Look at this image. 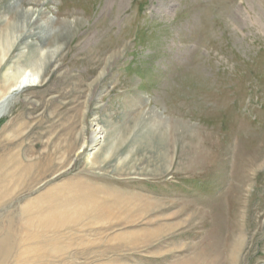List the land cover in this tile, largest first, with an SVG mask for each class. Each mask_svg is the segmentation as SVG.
I'll return each mask as SVG.
<instances>
[{
  "label": "rangeland",
  "instance_id": "1",
  "mask_svg": "<svg viewBox=\"0 0 264 264\" xmlns=\"http://www.w3.org/2000/svg\"><path fill=\"white\" fill-rule=\"evenodd\" d=\"M23 77L0 264H264V0H0Z\"/></svg>",
  "mask_w": 264,
  "mask_h": 264
},
{
  "label": "bare ground",
  "instance_id": "2",
  "mask_svg": "<svg viewBox=\"0 0 264 264\" xmlns=\"http://www.w3.org/2000/svg\"><path fill=\"white\" fill-rule=\"evenodd\" d=\"M35 82H36V80L34 78L30 79V78L23 77L16 84H14V86L10 88L9 92L7 94L3 95V97L0 99V117L7 113L9 106L12 104L13 101L16 100L17 93L20 90H22V88L25 86H31V85L35 86L34 85ZM97 137L98 136H96L95 134H92L90 136L89 143H91V145H92L96 141ZM10 169H13V168H10ZM5 171L6 170H4V172ZM4 172H3V175H5V178H6L5 181L6 182H2L0 180V186H7L8 180H10L12 178V173L11 174H8V173L4 174ZM10 172H11V170H10ZM3 175L1 174L0 179H2Z\"/></svg>",
  "mask_w": 264,
  "mask_h": 264
}]
</instances>
